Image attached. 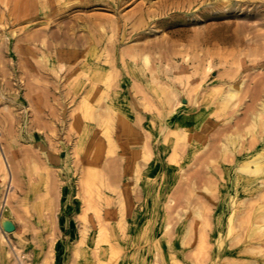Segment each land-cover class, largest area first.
Instances as JSON below:
<instances>
[{
	"label": "rangeland",
	"instance_id": "rangeland-1",
	"mask_svg": "<svg viewBox=\"0 0 264 264\" xmlns=\"http://www.w3.org/2000/svg\"><path fill=\"white\" fill-rule=\"evenodd\" d=\"M242 81L223 108L221 97ZM263 98L264 0H0V264H129L125 257L137 248L131 264L145 254L147 264H264V239L251 242L246 221L250 208L264 204V181L254 200L235 204L223 180L231 166L227 137L248 145L263 134L252 121ZM82 119H93L106 141L90 166L93 177L82 179L89 196L99 189L103 197L86 211L93 225L97 213L106 218L98 243L92 234L79 243L65 171L26 139L72 145ZM165 135L172 154L163 152ZM148 142L156 151L150 158ZM131 146L144 152L135 169L157 164L149 185L161 188L160 198L152 187H119L133 178L120 176L121 154ZM76 148L69 149L73 192L83 169ZM151 204L169 231L164 238L162 226L149 224L145 239L129 245L134 223L152 219ZM233 209L240 225L228 235ZM93 245L98 259L85 252ZM156 249L162 259L154 260Z\"/></svg>",
	"mask_w": 264,
	"mask_h": 264
},
{
	"label": "crops",
	"instance_id": "crops-1",
	"mask_svg": "<svg viewBox=\"0 0 264 264\" xmlns=\"http://www.w3.org/2000/svg\"><path fill=\"white\" fill-rule=\"evenodd\" d=\"M95 116H96L95 120H98L97 113H95ZM85 120L91 121L90 122L91 124L86 123ZM80 121H81L80 125H79V123L76 124V127L78 128V130H77L78 135L76 137L75 142H72V145L70 143H67L66 140L58 138L57 140H55L51 144V147H48L45 143H43V142L41 143V141H43L41 137H39L40 140L35 141L34 139H36V137L34 134H32V135L27 134L26 139L28 141H30L31 144L32 143L35 144L36 147H38V149H40V150H43V148H46V151H48L46 156H44L46 158V160L49 163L61 164V171H65L66 182L62 186H63V189L64 188L67 190L69 189L70 190L69 192L73 193L74 197H73L72 203H71V209L73 210L72 216L75 218H78L81 222L80 236H79L80 238L78 240L79 243H81L83 241L85 242L88 234H92L93 236H95V239H96L95 241L98 243V239H100V237H101L100 234L104 233L106 230V227H105L106 218H104L99 213H97L95 216L96 222H94L95 224L93 225V223H90L88 221L86 211H87V208L89 207L90 200L92 198L101 200L103 197H102V194L99 191V189L93 190V194H92L93 196H89L86 193L87 191H85V189L82 185V179L87 177L88 175L90 177H93V172L91 174H89V172L94 170V168L90 169V166L92 164V167H93L94 161L96 160V158L100 154L99 152H101V150H100L101 146L106 141L102 143V139L99 138L98 134L95 132V126H94L95 121L93 119H82ZM81 132L83 135H81ZM169 132H170V130H169ZM168 135H165V137L162 140V143H161L162 149H163V152H166L169 150L170 153L172 154V151H171L172 140H171V137ZM165 144H169L170 148L167 147ZM74 146L75 147L77 146L76 149H77L78 153H80V157H81L80 159H81V163H82L81 166H83V169L82 170L80 169L78 171V173H80V175L78 176V178L80 180V186L78 185V189H75V191L73 192L70 188V185H69L70 181L72 180L73 177H70L69 174H73L74 170L77 168H73V169L71 168L72 158H71V153H70L69 149L74 148ZM137 149L132 148V146H131L130 149H127V148L124 149L122 154H121L124 156L122 157L120 163H122L123 165L126 163L127 164H126V169H123L120 171V176L122 175V180L127 179V181L129 179L128 175L132 176L133 178H132V180H129L128 184L123 183L122 186H119V187H121V189H128V187H130V185H131L132 190H136L139 192L142 190H145L146 188L152 187V190L155 192L156 197L160 198L162 195L161 188L157 189V188H155V186L149 185L150 181H151V176H153V172L157 169V164L154 163L151 167L146 166L144 169L143 168H140V169L136 168L135 169L133 163L139 161L138 159L140 158V156L144 155V152L141 153L139 151H136ZM145 149H146L145 154L148 155L149 158L152 156V153L156 154L155 146L153 145V143H150V142L146 143ZM171 154H170V157H171ZM170 157H168L167 159L169 160ZM162 168L163 167L161 165L158 166L159 173L162 171ZM100 174L102 175V173H100ZM135 179L138 183L137 187L134 186ZM141 182H142V185H141ZM94 191H96V192H94ZM122 200H123V198L121 197V201ZM0 205H1V203H0ZM138 207H140V204L138 205ZM120 208H121V211H123L122 206H120ZM154 208H155V206L152 204L150 205V207L149 206L147 207V210L151 211L150 217H152V219L150 221H148L147 224L144 221H141V223H139V224L134 223V225H133L134 228H132V232H131L132 234L130 236V239H128L129 245L134 246V245H136V243L138 244L143 239H145L142 236L141 231H142V229H144L145 226H147L149 224H153L155 226H158L159 228L162 226L161 229L164 228L163 236L165 238V236H166V229H165L166 227L165 226L167 224L166 220L162 219L163 221L162 220L158 221L159 218H157V215L153 212L155 210ZM162 222H163V224H162ZM140 234H141V236H140ZM156 240H157L156 237H154L153 240L151 241L152 247L154 245L153 242H156ZM0 245L3 246V243L0 242ZM89 249L92 251V255L96 256L98 259L101 253H99V250L97 249L96 245L91 246V248H87L85 250V252L88 251ZM94 249L96 251H94ZM139 249L138 248L135 249V251L131 255H126L127 257L124 256L126 258V259L125 258L124 259L129 261V264H131L130 263L131 259L133 258L135 252L139 251ZM73 252L75 254H78L80 252V250H79V248L75 247L73 249ZM156 253H159V257L155 256L154 260L156 257H158V259H162V253L160 252V250L157 251ZM87 254H88V252H87ZM89 255L90 254H88V256ZM166 257H169V259H171L172 254L169 253L168 255H166ZM160 262H161V260H160Z\"/></svg>",
	"mask_w": 264,
	"mask_h": 264
},
{
	"label": "bare ground",
	"instance_id": "bare-ground-1",
	"mask_svg": "<svg viewBox=\"0 0 264 264\" xmlns=\"http://www.w3.org/2000/svg\"><path fill=\"white\" fill-rule=\"evenodd\" d=\"M148 62H149V58L148 56H145L144 63L148 64ZM243 84L244 81L240 82L235 86V88L232 89L230 88L227 91V93L221 97L222 98L221 105L223 108L230 107L232 105L240 89H242ZM259 106L260 109L257 112V114L252 115V121L253 124L258 125L263 129V134H256V136L254 135L253 140H251L248 145L241 144L239 140L240 139L239 136L231 134L227 137L226 142L223 145V154L228 159L231 158V166H229L226 169V172L223 175V180L226 183V189L230 192L231 195H233L232 201L235 204L237 203L243 204L244 201L247 199H251V201L254 200V198H250V197L252 195H255L257 191L260 190V184H263L264 181V116L260 115V113L264 115V98ZM195 214L198 216L199 219L201 218L204 219V215L201 209L196 210ZM246 214H247L246 221L249 222V226L247 229V237L251 239V242L252 241L255 242L253 238L256 235H259L261 237L260 241L257 242V245H259L262 239H264V204H260L256 207L250 208ZM238 216H239V211L237 209L236 210L233 209L227 214L228 235H234L236 231L239 229L240 223L237 221ZM205 225H207V221ZM9 227L10 224L6 223L5 228L9 229ZM202 229H205V227H203ZM168 231H169V226L166 227V232ZM144 234L147 235V232ZM190 234H191V229H188L185 238H188ZM199 241H200L199 244L200 250L204 249L205 244L207 245V243H205L206 234L204 230H202V232L200 233ZM157 250L158 249H156V251ZM156 251H155V255L159 256V253H156ZM147 257H148L147 254L143 255L140 258V264H147L148 263ZM204 257L207 258V256ZM171 260H173L172 264H182L179 260H174L173 258Z\"/></svg>",
	"mask_w": 264,
	"mask_h": 264
}]
</instances>
